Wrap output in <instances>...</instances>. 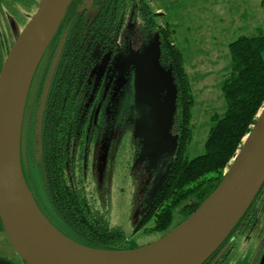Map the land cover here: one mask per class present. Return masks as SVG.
<instances>
[{
  "label": "trees",
  "instance_id": "trees-1",
  "mask_svg": "<svg viewBox=\"0 0 264 264\" xmlns=\"http://www.w3.org/2000/svg\"><path fill=\"white\" fill-rule=\"evenodd\" d=\"M103 13L108 14L110 20L117 16L120 21H124L129 14L133 15L139 28L147 31V46L154 44L157 47L159 68L171 78L176 91L170 117L179 132L178 150L170 166L171 176L160 190L155 191L146 213L147 221L153 220L150 229L161 237L194 212L216 188L228 162L240 149L244 135L255 124L257 113L264 104V35H241L228 44L230 62L219 81L224 109L220 113L212 111L209 115L210 126L203 152L188 157L183 154V149L191 141L189 121L193 94L183 55L175 43L174 31L167 22L159 19L162 13L153 11L146 0H106ZM67 14L68 10L57 30L64 29L62 26ZM81 27L72 28L68 36L73 37L78 32L80 39ZM66 36L67 30L63 34L64 38ZM32 81L33 77L27 99ZM25 106L20 138L21 169L34 202L45 218L63 235L88 247L105 250L140 247L129 245L131 240L126 238L122 229L111 225L109 218L96 206L97 198L87 189L80 165L70 159L65 145L66 133L60 131L64 126L63 110L58 123L35 127L32 108H28L27 103ZM254 202L255 198L243 216ZM259 207H254L253 219L246 229L238 231L237 223L231 232H250ZM175 214L179 220L173 223ZM262 245L264 249V241Z\"/></svg>",
  "mask_w": 264,
  "mask_h": 264
},
{
  "label": "water",
  "instance_id": "water-1",
  "mask_svg": "<svg viewBox=\"0 0 264 264\" xmlns=\"http://www.w3.org/2000/svg\"><path fill=\"white\" fill-rule=\"evenodd\" d=\"M71 1L39 0L36 11L15 34L0 68V222L9 244L23 264H203L226 240L264 184V105L216 188L166 234L127 250L92 248L66 237L41 213L24 181L20 138L33 74ZM165 75L159 71L157 47L150 44L141 64L133 112L137 113L136 130L146 128L147 138L155 137L153 158L166 146L159 128L175 105L176 91L161 104L157 100L170 78ZM167 175L165 171L157 177L161 178L157 190ZM257 264H264V249Z\"/></svg>",
  "mask_w": 264,
  "mask_h": 264
},
{
  "label": "flooded vegetation",
  "instance_id": "flooded-vegetation-1",
  "mask_svg": "<svg viewBox=\"0 0 264 264\" xmlns=\"http://www.w3.org/2000/svg\"><path fill=\"white\" fill-rule=\"evenodd\" d=\"M105 3L106 0H74L69 5V14L62 26L64 29L57 30L49 42L34 73L26 102L27 107L32 108L35 127L58 123L60 111L63 110L64 126L60 131L66 133L65 145L69 149L70 159L80 165L86 185L91 182L86 179L93 172H102V166L115 164L120 155L125 158V165L129 168H134L141 159H144L142 164H147L151 160L147 158V150L151 152L155 141V137L147 138L146 128L136 130L137 113L133 112L137 81L149 43L147 31L139 28L132 14L124 21L117 16L110 20L108 14L103 13ZM80 26V39L78 32L73 37L68 36L72 28ZM65 30L66 38L63 37ZM19 31L15 30V34ZM164 87L157 96L160 104L165 96L170 98L175 92L173 86L171 89ZM170 115L163 119L159 131L164 132L161 138L166 145L164 150L167 147L171 150V161H168L167 167L159 166L154 172V176L158 174L157 177H162L167 171L165 181L171 176L170 166L179 145V132L172 125ZM157 156L152 158V162L156 161ZM136 173L134 192L147 197V176L141 169ZM157 177L154 180V193L161 181ZM93 189L92 192L100 199L102 190L97 189L95 183ZM263 190L264 184L252 208L238 221V231L250 225L254 207L263 204ZM146 213L147 209L138 219L135 230H140L147 223ZM232 233L215 251V255H211L203 264H213L219 252L230 242L214 264L219 263L237 231Z\"/></svg>",
  "mask_w": 264,
  "mask_h": 264
},
{
  "label": "rangeland",
  "instance_id": "rangeland-1",
  "mask_svg": "<svg viewBox=\"0 0 264 264\" xmlns=\"http://www.w3.org/2000/svg\"><path fill=\"white\" fill-rule=\"evenodd\" d=\"M146 1L153 11L162 13L159 19L167 22L174 31L175 43L183 55L184 66L191 81V141L186 143L183 154L194 157L203 152L204 140L210 126L209 115L212 111L220 113L224 109L219 81L221 75L227 72L230 62L227 46L241 35H264V0ZM37 4L38 0H0V68L15 41V30L24 27L36 11ZM159 71L166 74L160 68ZM157 74L161 75L159 72ZM164 88H172L171 78ZM121 105L124 103L121 102ZM246 134L242 143L249 135ZM170 151L167 147L158 154L156 161L152 162V150H147L150 162L148 160L147 164H142L144 159H141L135 163L134 168L127 167L125 158L120 155L115 164L102 166V172H93L92 176L86 179L91 181L87 182L90 192L94 190L93 183L97 189L102 190L100 199L92 192L97 198L96 206L109 218L111 225L122 229L126 238L131 240L129 245L135 243L136 246H142L160 237L159 233L150 229L153 220L147 221L140 230H135L134 226L148 208L154 194V180L158 175L154 176L155 169L168 166L172 156ZM233 158L228 162L223 174L228 170ZM140 169L147 176V197L134 192L137 185L134 175L137 176L136 171ZM262 198L263 204L258 208L260 210L251 231L236 233L232 245L218 264H256L264 241V195ZM178 220L175 214L173 223ZM20 262L0 224V264Z\"/></svg>",
  "mask_w": 264,
  "mask_h": 264
},
{
  "label": "crops",
  "instance_id": "crops-1",
  "mask_svg": "<svg viewBox=\"0 0 264 264\" xmlns=\"http://www.w3.org/2000/svg\"><path fill=\"white\" fill-rule=\"evenodd\" d=\"M159 9H156V11H158Z\"/></svg>",
  "mask_w": 264,
  "mask_h": 264
},
{
  "label": "bare ground",
  "instance_id": "bare-ground-1",
  "mask_svg": "<svg viewBox=\"0 0 264 264\" xmlns=\"http://www.w3.org/2000/svg\"><path fill=\"white\" fill-rule=\"evenodd\" d=\"M248 134H249V133H248ZM248 134H247V135H248ZM46 225H47V224H46ZM47 226H48V225H47Z\"/></svg>",
  "mask_w": 264,
  "mask_h": 264
}]
</instances>
